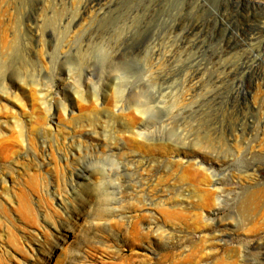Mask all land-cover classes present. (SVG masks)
Instances as JSON below:
<instances>
[{"label":"rangeland","instance_id":"obj_1","mask_svg":"<svg viewBox=\"0 0 264 264\" xmlns=\"http://www.w3.org/2000/svg\"><path fill=\"white\" fill-rule=\"evenodd\" d=\"M87 1L0 0V264H264V0Z\"/></svg>","mask_w":264,"mask_h":264},{"label":"bare ground","instance_id":"obj_2","mask_svg":"<svg viewBox=\"0 0 264 264\" xmlns=\"http://www.w3.org/2000/svg\"><path fill=\"white\" fill-rule=\"evenodd\" d=\"M99 5H100V3L98 2V0H88L86 2L85 6L83 7V13H86L87 11H90V10H97L96 8L99 7ZM191 34L192 33H187V34H185L186 36H183V43L185 45H188V44L191 43L190 42V40L192 38ZM193 81L194 80H192L190 83L192 84ZM0 96H3V94L0 93ZM255 111H256V107L251 106L250 107V113L255 112ZM141 112H142V114L146 113L145 110H141ZM91 136H93V135L91 134ZM44 141H45V138H44ZM71 146H74V140L71 141ZM196 146H198V145H196ZM107 147L111 148V146H109V145ZM116 147L118 148V146H116ZM116 147H113V148L116 149ZM113 148H111L112 151L114 150ZM195 151L198 152L199 154H204V153L207 154L206 152L202 151L199 148H195ZM65 160H67V158ZM87 177H88V174H86L85 172H83L82 174L78 175V178H81L82 180H86ZM61 231L64 232L63 230H61ZM65 232L72 234L74 232V228H72V227L68 228V230L65 231ZM61 238H64L63 235H60V238L56 239L57 244L62 240ZM143 238H144V233H142V231L139 229L137 224H133L132 226H130L127 230H125L122 233V240H123L125 248L127 249L126 250L127 253H125V251H121V252L117 253V255H115V257H112L116 261L107 262L105 264H169V259H168L169 257H164L159 262H157V261L156 262H152L148 258L143 257V256H141V255H139L137 253H134L133 249L138 247V243ZM54 247L55 246H53V248ZM53 248L51 247L49 249L52 250ZM172 264H176V261H174V259H172Z\"/></svg>","mask_w":264,"mask_h":264}]
</instances>
